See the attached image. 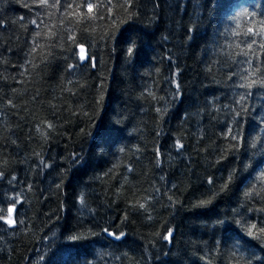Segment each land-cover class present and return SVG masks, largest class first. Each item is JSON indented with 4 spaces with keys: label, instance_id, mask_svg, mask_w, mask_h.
Segmentation results:
<instances>
[{
    "label": "trees",
    "instance_id": "trees-1",
    "mask_svg": "<svg viewBox=\"0 0 264 264\" xmlns=\"http://www.w3.org/2000/svg\"><path fill=\"white\" fill-rule=\"evenodd\" d=\"M261 229L264 0H0V264H264Z\"/></svg>",
    "mask_w": 264,
    "mask_h": 264
},
{
    "label": "water",
    "instance_id": "water-1",
    "mask_svg": "<svg viewBox=\"0 0 264 264\" xmlns=\"http://www.w3.org/2000/svg\"><path fill=\"white\" fill-rule=\"evenodd\" d=\"M81 48H83V52H81ZM81 55H84L85 56V59H81L82 61H86L87 59H88V54H87V51H86V48L85 47H80V58H81ZM10 209H11V211H9L11 214H13L14 213V210H15V207L12 205L11 207H10ZM109 235H111V234H109Z\"/></svg>",
    "mask_w": 264,
    "mask_h": 264
},
{
    "label": "snow or ice",
    "instance_id": "snow-or-ice-1",
    "mask_svg": "<svg viewBox=\"0 0 264 264\" xmlns=\"http://www.w3.org/2000/svg\"><path fill=\"white\" fill-rule=\"evenodd\" d=\"M91 8V6L89 5V9ZM84 50H83V48H81V52H83ZM131 51V50H130ZM81 59L83 60V59H85V56L84 55H81ZM9 211H11V209H9ZM9 223H12V221L11 220H9L8 221ZM253 228H255V225H253L252 226ZM261 232H264V229H261L260 230ZM253 233L252 232H249V235H252Z\"/></svg>",
    "mask_w": 264,
    "mask_h": 264
}]
</instances>
